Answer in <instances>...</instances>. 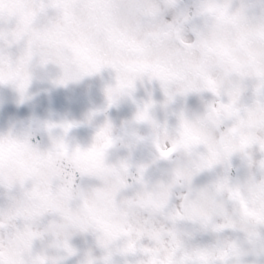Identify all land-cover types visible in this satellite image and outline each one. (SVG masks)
I'll list each match as a JSON object with an SVG mask.
<instances>
[{
	"label": "clouds",
	"instance_id": "clouds-1",
	"mask_svg": "<svg viewBox=\"0 0 264 264\" xmlns=\"http://www.w3.org/2000/svg\"><path fill=\"white\" fill-rule=\"evenodd\" d=\"M0 264H264V0H0Z\"/></svg>",
	"mask_w": 264,
	"mask_h": 264
}]
</instances>
